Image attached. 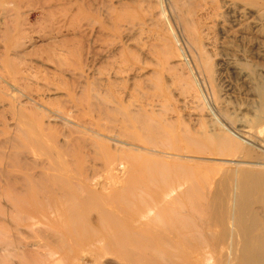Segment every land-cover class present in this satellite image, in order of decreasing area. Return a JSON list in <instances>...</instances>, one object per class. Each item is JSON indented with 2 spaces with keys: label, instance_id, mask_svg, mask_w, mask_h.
<instances>
[{
  "label": "rangeland",
  "instance_id": "1",
  "mask_svg": "<svg viewBox=\"0 0 264 264\" xmlns=\"http://www.w3.org/2000/svg\"><path fill=\"white\" fill-rule=\"evenodd\" d=\"M59 1L23 0V35L11 57L30 83L60 78L59 94H43L58 96L75 122L61 127L65 144L80 147L81 184L93 188L90 181L109 177L119 159L166 186L190 185L196 175L218 178L223 165L202 139L210 132L255 148L234 130L264 121V0ZM40 5L62 12L49 17ZM58 44L65 50L60 62L46 61ZM6 82L0 90L9 92ZM126 182V175L114 176L111 184ZM4 257L0 264L12 263ZM55 258L49 264L78 263L73 253Z\"/></svg>",
  "mask_w": 264,
  "mask_h": 264
},
{
  "label": "bare ground",
  "instance_id": "2",
  "mask_svg": "<svg viewBox=\"0 0 264 264\" xmlns=\"http://www.w3.org/2000/svg\"><path fill=\"white\" fill-rule=\"evenodd\" d=\"M22 3L0 0V80L11 88L0 90V257L12 256L11 264H49L72 253L74 264H156L159 258L162 264H264V121L234 130L257 149L233 138L224 142L217 131L202 135L223 167L218 178L196 175L192 188L188 181L172 187L151 177V183L120 159L109 177L85 186L80 147L65 144L61 127L65 119L75 122L58 96L43 94H59L60 74L30 83L11 57L23 35ZM59 9L38 7L49 17ZM82 11L77 14L95 20ZM64 51L58 44L46 51V61L55 57L58 64ZM259 110L264 113V97ZM124 175L125 185L111 184Z\"/></svg>",
  "mask_w": 264,
  "mask_h": 264
}]
</instances>
